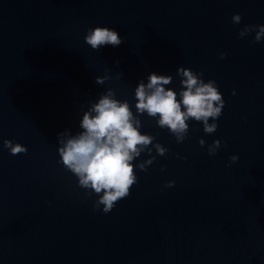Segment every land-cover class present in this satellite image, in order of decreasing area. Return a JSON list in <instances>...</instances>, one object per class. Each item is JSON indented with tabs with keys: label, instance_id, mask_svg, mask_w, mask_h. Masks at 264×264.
<instances>
[{
	"label": "water",
	"instance_id": "1",
	"mask_svg": "<svg viewBox=\"0 0 264 264\" xmlns=\"http://www.w3.org/2000/svg\"><path fill=\"white\" fill-rule=\"evenodd\" d=\"M246 23H264V0H0V264H264V40L239 37ZM95 24L122 42L91 48ZM177 65L216 81L217 128L189 121L177 142L142 115L168 151L153 150L110 211L94 209L58 163L57 133L77 130L107 87L131 105L149 71L179 87ZM4 138L27 151L10 153ZM213 138L222 143L209 154Z\"/></svg>",
	"mask_w": 264,
	"mask_h": 264
},
{
	"label": "clouds",
	"instance_id": "2",
	"mask_svg": "<svg viewBox=\"0 0 264 264\" xmlns=\"http://www.w3.org/2000/svg\"><path fill=\"white\" fill-rule=\"evenodd\" d=\"M231 20L239 24L240 13L234 12ZM249 33H254L255 42L264 40V23H246L237 31L239 37ZM83 39L91 48L99 49L104 45L118 46L123 38L113 27L95 24L86 28ZM219 55L224 57L225 53ZM176 74L180 86L174 88L168 86L173 80L171 74L149 71L146 78L137 80L131 105L128 99L118 98L114 90L107 87L90 98L87 107L81 110L77 130L65 128L57 133L58 163L75 177L85 195L92 197L94 209L110 211L137 182L135 169L146 170L153 162V150L159 155L168 151L151 133L141 130L142 115L166 128L177 142L188 135L189 121L200 122L205 133L217 128L216 121L225 101L216 81L205 79L202 72L183 65H177ZM94 79L103 83L110 79L109 72L106 69ZM232 92L235 94V89ZM198 142L205 144L203 137L198 138ZM221 143V139L213 138L206 151L214 154ZM3 145L12 154L27 151L26 146L14 138H4ZM142 153L148 155L138 159ZM237 159V154H230L229 162ZM173 184L174 180L165 181V186Z\"/></svg>",
	"mask_w": 264,
	"mask_h": 264
}]
</instances>
